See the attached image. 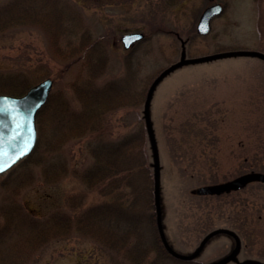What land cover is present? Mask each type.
<instances>
[{
    "label": "rangeland",
    "instance_id": "obj_1",
    "mask_svg": "<svg viewBox=\"0 0 264 264\" xmlns=\"http://www.w3.org/2000/svg\"><path fill=\"white\" fill-rule=\"evenodd\" d=\"M9 1L0 0V7ZM217 2L224 11L213 19L206 35L197 32V25L212 4L209 0L176 4L169 0H62L61 7L70 9L67 18L72 24L83 22L78 31L88 32L94 40L109 37L110 46L104 52L108 67L101 84L130 76L147 92L164 69L181 59L238 50L264 53V0L213 3ZM135 32L142 33L143 39L125 48L122 37ZM78 62L60 58L39 25L12 24L0 33V74L19 70L20 81L38 80L34 85L51 78V94H64L76 108L79 103L69 82ZM142 108L122 107L110 113L112 137L135 127ZM150 114L161 160V215L171 248L190 255L216 230L200 253L199 263L214 264L230 255L237 247L236 236L241 252L227 264H264V183L253 182L221 195L196 193L202 186L264 172V62L234 55L183 65L156 87ZM84 142L73 139L62 154L48 160L50 164L33 166L36 180L18 198L28 211L48 216L61 210L75 216L108 199L87 190L72 172L56 182L41 175L54 174L48 170L63 160L70 169L90 162ZM31 264L110 262L90 237L74 232L42 247Z\"/></svg>",
    "mask_w": 264,
    "mask_h": 264
},
{
    "label": "trees",
    "instance_id": "obj_2",
    "mask_svg": "<svg viewBox=\"0 0 264 264\" xmlns=\"http://www.w3.org/2000/svg\"><path fill=\"white\" fill-rule=\"evenodd\" d=\"M169 1L176 4L180 0ZM61 4L62 0H10L0 7V33L12 24L39 25L49 34L60 58L79 61L69 82L79 108L64 94L52 93L37 116L34 151L0 179V264H31L42 247L74 232L90 237L108 256L110 264H201L199 256L188 261L173 257L161 240L155 159L144 115L150 86L145 92L130 76L125 81L101 84L99 80L108 67L104 52L110 46L109 37L94 40L88 32L78 31L83 29V22L72 24L67 18L70 9H63ZM3 13L7 15L2 16ZM20 73L17 70L0 74V94L19 96L38 82H21ZM141 106V119L136 126L113 138L108 115L122 107ZM152 127L156 136L153 123ZM73 139L85 141L90 162L70 169L63 160L48 170L54 174L41 175L48 182H56L72 172L87 190L108 199L75 216L61 210L48 216L28 211L18 198L36 180L33 166L50 164L48 160L62 154ZM161 222L165 233L162 215Z\"/></svg>",
    "mask_w": 264,
    "mask_h": 264
},
{
    "label": "water",
    "instance_id": "obj_3",
    "mask_svg": "<svg viewBox=\"0 0 264 264\" xmlns=\"http://www.w3.org/2000/svg\"><path fill=\"white\" fill-rule=\"evenodd\" d=\"M221 12L222 7L220 5H214L207 8L203 12L198 23V33L203 35L208 34L211 29V19ZM143 37L144 35L142 33H131L123 36L122 42L125 48H130L132 44L142 40ZM234 55L254 56L264 61V54L257 51H230L200 58L181 59L177 63L163 70L155 78L147 94V99L144 106V115L155 159V194L159 232L166 250L173 257L180 260L188 261L195 259L200 254L207 241L218 231L208 234L203 239L197 250L187 256L176 253L171 248L165 237L161 222L160 157L150 118V104L152 96L157 85L173 70L190 63L209 61ZM52 89L53 80L51 78H47L29 88V90L21 96L0 94V167L4 168V171L0 172V175L7 172L22 159L30 155L34 150L38 137L37 115L41 108L47 103ZM253 182L264 183V173L250 172L222 184L202 186L196 190V193L203 196L221 195L242 189ZM236 239L237 247L235 251L228 257L214 264H226L227 262L236 258L241 247L238 237H236Z\"/></svg>",
    "mask_w": 264,
    "mask_h": 264
},
{
    "label": "snow or ice",
    "instance_id": "obj_4",
    "mask_svg": "<svg viewBox=\"0 0 264 264\" xmlns=\"http://www.w3.org/2000/svg\"><path fill=\"white\" fill-rule=\"evenodd\" d=\"M4 171V168L3 167H0V172Z\"/></svg>",
    "mask_w": 264,
    "mask_h": 264
},
{
    "label": "bare ground",
    "instance_id": "obj_5",
    "mask_svg": "<svg viewBox=\"0 0 264 264\" xmlns=\"http://www.w3.org/2000/svg\"><path fill=\"white\" fill-rule=\"evenodd\" d=\"M37 139H38V137H37ZM35 147H36V146H35ZM34 149H35V148H34ZM33 151H34V150H33ZM33 151H32V152H33ZM24 159H25V158H24ZM18 163H19V162H18ZM18 163H17V164H18Z\"/></svg>",
    "mask_w": 264,
    "mask_h": 264
},
{
    "label": "flooded vegetation",
    "instance_id": "obj_6",
    "mask_svg": "<svg viewBox=\"0 0 264 264\" xmlns=\"http://www.w3.org/2000/svg\"><path fill=\"white\" fill-rule=\"evenodd\" d=\"M215 1H216V0H215ZM215 1H214V2H215ZM217 3H219V2H217ZM212 4H213V3H212ZM212 4H211V5H212ZM209 6H210V5H209Z\"/></svg>",
    "mask_w": 264,
    "mask_h": 264
}]
</instances>
